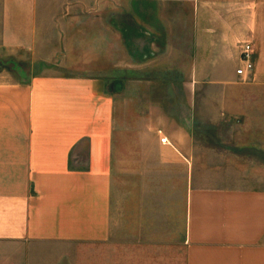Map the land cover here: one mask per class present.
<instances>
[{"label": "crops", "instance_id": "0c3cea01", "mask_svg": "<svg viewBox=\"0 0 264 264\" xmlns=\"http://www.w3.org/2000/svg\"><path fill=\"white\" fill-rule=\"evenodd\" d=\"M64 1L0 0V264H264V173L226 168L264 157V0H90L142 7L135 48Z\"/></svg>", "mask_w": 264, "mask_h": 264}, {"label": "rangeland", "instance_id": "374dc122", "mask_svg": "<svg viewBox=\"0 0 264 264\" xmlns=\"http://www.w3.org/2000/svg\"><path fill=\"white\" fill-rule=\"evenodd\" d=\"M66 1L67 2L64 1V4L62 5H59V6L48 5L46 7H43V9L49 14L56 13L57 15L65 14V15H71V16L81 15V17L83 18L82 24L80 27L83 33L82 38H81V41H83L82 46L85 45L84 43L86 41H88V38L86 36H87L88 31L90 30V24H91L89 22L88 17L90 15H96V21L98 22L96 29L99 32L103 33V30L106 29V25H108V27H112L113 30L116 29V30L123 31L124 39L125 41H127L129 46L133 48L136 47V41H137L136 29L138 28L136 15L139 13V11H142V7L140 8L135 5H132V6L88 5L87 3L90 0H66ZM148 8H153V7H148ZM156 8H159L161 13H172V14L175 13L178 15V18L183 19V20L179 19V21H176V22H170L169 25L167 24L168 28L172 30H186V28L189 27L190 23L188 21H185V16H187L188 18L190 15L195 13V7H188V6L186 7L185 6L183 7H156ZM235 9L241 11L242 14H247L248 7H236ZM258 9H260L259 13H263V7H258ZM155 24L157 25L158 28L162 30L166 29V27H164L159 22ZM241 24H246L247 26V21H241ZM68 25H69L70 30L74 28V25H75V28H77L76 23L72 21H70ZM117 39H118L117 37H114V40H117ZM247 40H248V37L246 38V42H244V44L248 43ZM83 52L84 51H80V50L77 51L75 49V52L71 55L72 63L82 64L81 61H84V63L88 62L89 55L87 52L86 53H83ZM97 64L98 66L99 65L103 66L104 64V61L100 59L99 56L97 58ZM1 65L3 64L1 63ZM255 67H256V64H255ZM197 93H198V98H200L202 94L215 96L216 94L222 93V92L214 84H207V85L205 84V85H200L198 87ZM229 93L231 94L234 93L237 95H241V94L245 95V94H249L250 91L246 84V86H241L237 89L230 90ZM258 93L264 94V89H262ZM212 105H214V102L212 103L207 102V107L212 106ZM240 120L242 121V119ZM243 121L246 122V123L245 122L243 123L248 124L247 119H244ZM240 124L242 125V122L237 123V125H240ZM213 125L216 126L217 124H213ZM217 126L222 128V132H219V136L222 137L223 139L225 138L226 140H229L230 139L229 136H231L229 133L230 131L229 127L231 126V123L229 124L222 123V124H218ZM243 157L245 158H242L241 162L235 164L232 167L228 166L226 168L230 169L232 174L240 173V174L248 175V174H254V173H258V174L264 173V157L262 155L254 151H250L247 156L243 155ZM80 161L81 163L78 166L80 167L85 166L86 159H85L84 154L80 156ZM261 184H264V182H262ZM81 253H82L83 258L78 264H89V262L87 261V253H88L87 247L82 248Z\"/></svg>", "mask_w": 264, "mask_h": 264}, {"label": "built area", "instance_id": "2783aa9c", "mask_svg": "<svg viewBox=\"0 0 264 264\" xmlns=\"http://www.w3.org/2000/svg\"><path fill=\"white\" fill-rule=\"evenodd\" d=\"M253 47L249 43H245L242 46V62L243 64L237 69V74L247 75L255 69V62L253 57ZM163 143H170L168 137L161 138Z\"/></svg>", "mask_w": 264, "mask_h": 264}]
</instances>
